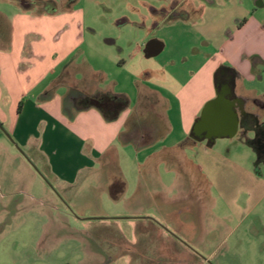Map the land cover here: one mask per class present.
Returning a JSON list of instances; mask_svg holds the SVG:
<instances>
[{"label":"crops","instance_id":"obj_1","mask_svg":"<svg viewBox=\"0 0 264 264\" xmlns=\"http://www.w3.org/2000/svg\"><path fill=\"white\" fill-rule=\"evenodd\" d=\"M74 2L0 0V123L19 146L35 150V163L44 160L56 180L76 184L103 166L114 169L109 194L115 179L124 180L118 200L129 208L111 215L125 221L115 228L124 251L105 252L109 264H209L215 257L209 248L225 245L217 230L226 218L217 212L218 201L234 219L232 232L240 229L232 258L248 259L241 233L253 232L264 215V177L244 163L254 162L244 141L253 132L239 130L211 145L190 134L215 97L214 74L221 67L234 72L231 93L243 102L245 127L255 120L264 126V0H190L186 15L171 21L197 28L199 66L176 88L152 83L166 82L159 70L136 75L137 97L112 122L96 109L72 105L77 94L110 93L98 88L101 72L79 70L73 62L86 42ZM152 40L162 44V53L164 44Z\"/></svg>","mask_w":264,"mask_h":264},{"label":"rangeland","instance_id":"obj_2","mask_svg":"<svg viewBox=\"0 0 264 264\" xmlns=\"http://www.w3.org/2000/svg\"><path fill=\"white\" fill-rule=\"evenodd\" d=\"M74 1L86 42L73 62L79 64V70L104 75L98 84L100 90L133 101L137 97L136 75L159 70L166 82L152 83L176 88L189 78L190 69L199 66L203 44L198 30L189 22H173L159 14L169 6L166 0ZM152 39L161 41L165 49L157 57L145 59L142 49ZM75 76L82 79L81 74ZM0 125V264H109L105 252L124 251L123 239L115 228L125 221L112 220L111 215H121L129 202L112 200L106 190L108 173L114 169L99 167L89 176L81 175L76 184L56 180L48 166L44 167V160L43 165L42 160L35 163V150L27 151L6 137L7 124ZM249 154L253 156L251 151ZM255 162L256 154L253 164L244 163L256 176L264 177V163L255 166ZM125 177L131 183V168ZM261 206L264 211V203ZM216 208L218 214L226 216L216 223L225 245L209 248L215 256L209 264H264V215L261 224L253 222V232L241 233L250 257L239 261L231 253L237 250L234 242L240 229L232 232L236 225L226 205L218 201ZM210 223L214 224L207 218ZM125 237L130 241V234Z\"/></svg>","mask_w":264,"mask_h":264},{"label":"water","instance_id":"obj_3","mask_svg":"<svg viewBox=\"0 0 264 264\" xmlns=\"http://www.w3.org/2000/svg\"><path fill=\"white\" fill-rule=\"evenodd\" d=\"M162 49V44L150 40L144 45L142 53L145 59H150L159 55ZM229 94L228 86H224V91L221 92L215 90V97L204 105L193 124L191 132L196 139L212 144L218 139H232L239 130H244V134L250 131L242 123L247 115L243 102L238 98H230ZM255 122V126L258 127L257 120ZM4 134L9 138L5 131Z\"/></svg>","mask_w":264,"mask_h":264},{"label":"trees","instance_id":"obj_4","mask_svg":"<svg viewBox=\"0 0 264 264\" xmlns=\"http://www.w3.org/2000/svg\"><path fill=\"white\" fill-rule=\"evenodd\" d=\"M221 71H228L234 74L231 69L224 67L219 68L214 74L215 85H217V78ZM72 105L76 111L96 109L106 122H112L128 107V99L123 95H116L109 92H97L91 95L77 94V97L73 98ZM247 129L251 130L252 128L250 127ZM190 135L193 139H196L192 132ZM244 141L256 154L255 166L263 164L264 152L258 151L255 141L246 139ZM208 144L211 145L210 142ZM124 191L125 182L122 178L115 179L109 188L110 196L114 201H118V198Z\"/></svg>","mask_w":264,"mask_h":264},{"label":"flooded vegetation","instance_id":"obj_5","mask_svg":"<svg viewBox=\"0 0 264 264\" xmlns=\"http://www.w3.org/2000/svg\"><path fill=\"white\" fill-rule=\"evenodd\" d=\"M187 5H189V0H181L179 3L172 1L169 5V10L162 8L161 10L158 11V13L159 14L161 13L163 15L167 14L169 18L183 17L184 15H186V10L183 8ZM233 75L234 74H232L231 72L221 71L217 78V90L219 92L224 91V86H228L230 88V94H229L230 98H233V95L231 93V86L233 85V77H234ZM255 121L250 123L252 128L251 130L253 132V138L251 140L255 141V145L258 151L264 152V129L263 126L256 127ZM242 123L243 126L247 124L246 120H243ZM243 131L244 130H242V133Z\"/></svg>","mask_w":264,"mask_h":264}]
</instances>
